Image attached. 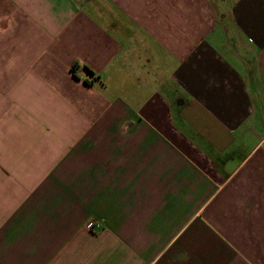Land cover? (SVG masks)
<instances>
[{"label":"crops","instance_id":"0c3cea01","mask_svg":"<svg viewBox=\"0 0 264 264\" xmlns=\"http://www.w3.org/2000/svg\"><path fill=\"white\" fill-rule=\"evenodd\" d=\"M0 264H264V0H0Z\"/></svg>","mask_w":264,"mask_h":264},{"label":"built area","instance_id":"2783aa9c","mask_svg":"<svg viewBox=\"0 0 264 264\" xmlns=\"http://www.w3.org/2000/svg\"><path fill=\"white\" fill-rule=\"evenodd\" d=\"M206 15V13L204 12V16ZM85 228L87 229H93V228H99L100 227V221L98 220H87L84 223Z\"/></svg>","mask_w":264,"mask_h":264}]
</instances>
